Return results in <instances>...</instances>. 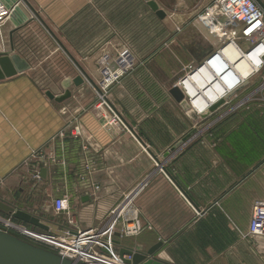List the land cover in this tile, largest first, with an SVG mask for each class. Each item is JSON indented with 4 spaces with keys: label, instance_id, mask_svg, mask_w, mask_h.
<instances>
[{
    "label": "crops",
    "instance_id": "0c3cea01",
    "mask_svg": "<svg viewBox=\"0 0 264 264\" xmlns=\"http://www.w3.org/2000/svg\"><path fill=\"white\" fill-rule=\"evenodd\" d=\"M141 2L0 0V57L28 65L0 78V198L60 236L113 218L118 230L137 222L141 232L115 236L117 248L146 251L160 242L157 257L171 264H264V239L243 236L254 202L264 201V108L240 89L217 114L203 115L210 117L203 142L173 148L188 123L171 90H181L185 65L204 55L185 59L179 48L188 39L167 27L187 24L196 3L164 9L161 19ZM168 38L172 48H152ZM121 48L136 67L100 90L97 60ZM79 75L84 81L68 85L69 97L46 95L61 96ZM248 129L252 148L240 143ZM209 135L220 141L215 147ZM62 195L70 215L53 209Z\"/></svg>",
    "mask_w": 264,
    "mask_h": 264
},
{
    "label": "built area",
    "instance_id": "2783aa9c",
    "mask_svg": "<svg viewBox=\"0 0 264 264\" xmlns=\"http://www.w3.org/2000/svg\"><path fill=\"white\" fill-rule=\"evenodd\" d=\"M3 14L4 11L0 9V19ZM192 20L202 24L212 36L221 41V45L209 51L193 65H189L187 73L201 71L198 77L203 82L207 78L206 75L208 74L206 73L210 71L206 72L201 68L208 64L220 77L217 81L211 75L213 81L209 82L213 89L211 92L216 101L220 100L219 102H221L224 100L217 104H226L243 87L245 82L264 72V4L260 0H204V4L200 6ZM227 46L238 48L240 53L243 54L242 56L248 59L252 69L246 77L243 76L241 70L234 69L227 64L228 57L223 53ZM108 58L103 57L100 62L101 75L98 88L104 91L108 90L113 83L119 82L122 76L127 71L133 70V67L137 64L128 50L119 52L111 63L108 62ZM246 78L247 80H245ZM180 80L177 83L178 85ZM214 80L219 83L222 81V93L216 94L218 88L214 86ZM262 84L264 87V80ZM181 91L184 99H187L183 89ZM198 92L200 96L204 93L201 90ZM229 94L231 95L227 99L226 97ZM251 98L253 97L250 96ZM245 100H247V97ZM211 103L213 104L214 101ZM190 108L197 115H202L207 110L198 111L191 106ZM116 120L118 118L115 117L113 122H116ZM81 133V126L78 123L74 124L71 135L74 138H79ZM52 205L57 214L70 215L71 213L70 199L67 195L54 198ZM0 222L10 227L20 226L10 223L9 220H4L2 216H0ZM69 223L71 224V222ZM74 227L75 230L67 231L65 236L52 238L61 241L64 245L62 248H58L61 249L60 255L79 264H109V261L123 262L120 255L114 251L113 240L116 232H119L120 236H135L142 230V226L137 222H124L118 230L116 218L110 219L107 224L100 228L80 229L77 226ZM243 236L264 239V201L257 200L254 202L249 227ZM123 258L131 259L129 255H124Z\"/></svg>",
    "mask_w": 264,
    "mask_h": 264
},
{
    "label": "rangeland",
    "instance_id": "374dc122",
    "mask_svg": "<svg viewBox=\"0 0 264 264\" xmlns=\"http://www.w3.org/2000/svg\"><path fill=\"white\" fill-rule=\"evenodd\" d=\"M146 1L147 0H142V2H141V3L145 4V5L142 6L145 9L147 8ZM155 1L158 2L160 7L163 10L165 9L168 13H173V11H175V8L177 10V8L179 6H181V5H183L184 3L185 4H190L192 2L196 3L195 7L192 9L193 10L192 16L190 15L191 13H187L188 15H190V17L188 18L190 20H189V22L187 24L178 25V26L173 24L172 26L169 25L167 27V32L170 33L171 32L170 30L172 29L173 33L177 34V33L181 32L180 34L183 36V39H188V40L183 41V47L179 48L183 52V57L185 59L186 58L190 59V54L192 52H195V53H197L200 56L202 54L205 56L209 51H211L212 49H215V48H217V47H219L221 45V41H219L216 37H214V36H212L210 34L212 36V38L217 42V46H214V43H211V41L209 40L208 36L205 34V31L203 29H201L197 24L191 22V20L193 19V16L197 13V11L199 10L200 6L202 4H204V0H155ZM260 1L264 4V0H260ZM135 7H136L137 10L140 8L139 5H135ZM152 16L155 17V13L154 12H152ZM178 29H179V31H178ZM188 34H192L193 38H195V41L189 40L190 37L188 36ZM169 39L170 38H168L167 40H164V41H155V42L152 41L151 42L152 43V48L155 47V46H158V47L161 46L162 48H172V46L174 45L175 41H173V40L171 41ZM133 45L136 46V44L134 42H133ZM132 48H134V47L132 46ZM124 49L125 48H121L118 51H115L114 53H111V52L108 53L110 50H108V52H104V54H102V56H100L98 58V60H97L98 64H100V62H101L103 57H109L108 58V62L111 63V61L114 59V57H116V53H119V52L123 51ZM126 50H128V48ZM133 59H134V61L137 62V58L136 57H134ZM193 64L194 63L192 62V63H188V64L185 65L183 75H185L189 71V68H188L189 65H193ZM98 70H99L98 72L101 75L100 68H98ZM180 78L177 79V81H176L177 83L180 80ZM263 80H264V72L254 76L248 82H245V84L241 88L242 89V93L244 95H246V97H247V101H251V102H249L250 104H252V103L253 104L256 103L257 105L261 104L260 106H258V108L259 107L264 108V87L262 86L263 85L262 84ZM92 88L94 89V91L98 92L93 86H92ZM250 96H252L253 98L250 99ZM231 104H232V102H231ZM223 105L221 104L216 109H214L212 111L209 110L208 112H210V114L212 112H214V114H217L220 110H222V108L224 107ZM253 106H256V105H253ZM184 117L186 119V122L188 123V125H187L188 129H187V132L184 133L183 137H186V136L187 137H186V139L184 141H182V143L180 145H176L175 144L174 147H180V146H184L185 147V146H188L189 144H192V143L203 142L202 140L207 138L206 128H207V123H208L207 120L210 118L209 116L205 117L203 115H197L196 112L193 111L189 107V109L184 110ZM216 122H218V121H216ZM254 133H255V131L252 130V129L245 130L243 132V136L241 137L242 141L240 140V143L241 144H245L247 146V148H252L253 145H254L253 144L254 143V136H255ZM208 137L212 140V141H210V145L212 147H215L217 145V143L220 142L218 140H215L213 135H209ZM0 216H2V218L4 220H6V221L9 220L10 223H12V224H17V225H20V226H24V227L28 228L31 231H35V232L41 233V234L49 236V237H61L60 235H58L59 233L55 234V233L49 232L47 229L38 228V227L31 226L29 224H23L21 222H18L17 220H15L13 218H10L9 215H7V214H5V213H3L1 211H0ZM53 217L54 216H52V218ZM54 218L59 219V218H57V216L54 217ZM0 229L3 230V231H6L8 233H11L13 235H16L17 237H19L21 239H24V240H26L28 242H31V243H33L35 245H38V246H41L43 248L52 250V251H54V252H56L58 254L60 253L61 249H58V248L53 247V246H50V245H48L46 243H43L41 241H38V240L32 238V237H29V236L27 237V235H22L19 232H17L15 229H13L12 227L6 226V225H4L1 222H0ZM125 237H127V236H125Z\"/></svg>",
    "mask_w": 264,
    "mask_h": 264
},
{
    "label": "water",
    "instance_id": "95a60500",
    "mask_svg": "<svg viewBox=\"0 0 264 264\" xmlns=\"http://www.w3.org/2000/svg\"><path fill=\"white\" fill-rule=\"evenodd\" d=\"M148 6L151 8L155 14L163 19L166 17V12L160 7L158 2L155 0H147ZM28 68L27 63L18 57L17 55L12 56H2L0 57V78L9 77L16 73L22 72ZM2 71V72H1ZM80 71L84 72L80 69ZM87 78V76H86ZM83 78L81 75L72 78V80H66L64 83L65 92L58 97L46 92V95L50 98H54L57 101H62L63 99L70 96V91L67 88L71 83L75 86H79L83 83ZM172 95L181 102L184 110L189 109L188 103L184 99L183 92L178 88H173L171 90ZM231 94L226 98L228 99ZM220 104L214 105L210 108L211 110L216 109ZM205 112L203 113L206 114ZM187 137V136H186ZM183 137L176 145H180L182 141L186 139ZM175 148V147H173ZM0 211L11 216V218L17 220L18 222L29 224L38 228L47 229V225L41 221V218L33 215L25 210L17 208L12 204L2 200L0 198ZM117 237L120 236L119 232L115 234ZM115 245V252H117L123 259V262L127 264H171L169 262L163 261L157 257V253L162 246V243L158 242L154 244L151 248L146 251L135 250L128 247L117 248L120 242L113 240ZM124 255H129L131 259L123 258ZM0 264H79L73 260L62 256L52 250L43 248L41 246L35 245L24 239L17 237L11 233L3 231L0 229Z\"/></svg>",
    "mask_w": 264,
    "mask_h": 264
},
{
    "label": "bare ground",
    "instance_id": "6f19581e",
    "mask_svg": "<svg viewBox=\"0 0 264 264\" xmlns=\"http://www.w3.org/2000/svg\"><path fill=\"white\" fill-rule=\"evenodd\" d=\"M191 22L197 24L201 29H203L205 31V34L208 36L209 40L211 41V43H214V46H217V42L212 38V36L210 35V32L202 24H199V22H197L196 20H191ZM223 53L227 55L228 57L227 64L231 65L232 68L234 69L236 68L238 70H241L244 77H246L251 72L252 66L250 65L248 59L242 56L243 54L240 53L238 48H232L231 46H227L223 50ZM201 70H204L206 72L210 71L206 73L208 75H206L207 78L203 82H201L198 77V74L201 71L197 70V72L191 71L187 73L186 75H184L179 82V86L181 87V89H183L184 93L187 96V99L185 98V101L189 103L192 108H195L198 111H204L205 109H207L206 111H204L205 113L210 110L209 108L213 107L214 105H217V103L220 101V100L218 101L215 100V97L211 92L213 89L211 85H209V82L212 81V76L217 81H219L220 77L218 76L217 72L213 71L209 67L208 64H206L205 67H202ZM216 80H214V84H215L214 86L218 88L216 91V94H219L223 92L222 87H221L222 81L219 83V82H215ZM245 80H247V78ZM200 90L204 91L202 96L199 95L198 91ZM212 101H214L213 104L211 103ZM223 101L224 100H222L221 102ZM12 228H14L16 231H18L22 235H27L38 241L46 243L50 246L57 247V248H62L64 246L63 243L57 239H54L52 237L43 235L35 231H31L27 228L16 226V225H14ZM109 264H125V263L119 262V261H109Z\"/></svg>",
    "mask_w": 264,
    "mask_h": 264
}]
</instances>
